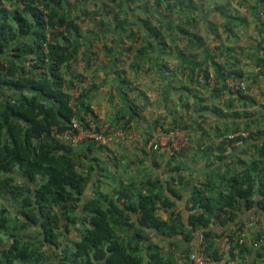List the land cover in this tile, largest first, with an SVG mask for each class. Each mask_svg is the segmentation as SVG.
<instances>
[{
	"label": "trees",
	"instance_id": "trees-1",
	"mask_svg": "<svg viewBox=\"0 0 264 264\" xmlns=\"http://www.w3.org/2000/svg\"><path fill=\"white\" fill-rule=\"evenodd\" d=\"M60 2L0 0V198L5 201L0 204V264H194V239L199 234L204 255L209 257L203 264H264V242L253 244L263 234L261 230L253 233L251 241L231 242L225 252L220 253L217 247V238L231 230L230 226L237 224L233 229L241 228L240 213L254 208L259 216L264 214L261 161L239 159L245 169L232 170L233 161L226 153L228 144L254 139V134L263 135L264 129H251L248 110L241 112L244 120L240 123V114L224 112L210 99L228 107L234 98L244 104L253 98L247 91L231 90L225 79L231 96L222 101V87L218 81L212 82L209 73L196 79L189 76V84L207 90L208 96L183 85L187 93L180 98L181 109L194 111L196 117L206 121L211 120L209 113H214V122L221 119L226 124L225 130L215 127L220 141L215 145L217 152L210 166L215 169L217 180L210 177L191 181L179 173L165 179L157 176L138 182L120 180L111 192H106L97 179L101 175L97 168L103 169L99 159L76 150V146L56 135L70 126L75 105L78 106L77 100L75 105L71 102L70 90L75 84L66 77L69 50L74 54L82 42L93 36L80 35L76 18L61 8ZM161 3L155 0V7L151 8L146 3V12L150 15ZM164 3L168 8L186 4V21L192 26L197 22L195 16L188 15L199 9L194 0ZM141 22L146 25L148 37H141L144 44L138 47V53H145L154 44L168 46L160 28L163 20L158 19V25L146 19ZM188 41L194 45L204 43L196 33L189 34ZM88 55L86 65L90 64ZM119 57L115 55L114 61L122 63ZM229 74L245 76L237 69ZM83 107L97 118L93 108L85 104ZM129 109V121L142 117L143 107L138 103L131 101ZM162 118L161 115L155 120L154 127L161 125L168 130L181 126V122L186 128L191 127L183 114L176 116L178 122L172 126H167ZM229 120L233 125H229ZM239 130L248 131V135L228 137ZM204 132L202 128L200 136ZM254 145L263 159L264 142ZM187 147L172 150L169 164ZM208 147L203 151L209 160ZM91 148L88 146L90 151ZM181 167L176 164L172 171L178 172ZM178 200L185 204L187 214L177 210ZM160 206L168 212L167 218L158 214ZM27 229L33 232L24 233ZM151 233L171 246H186L183 259L165 253Z\"/></svg>",
	"mask_w": 264,
	"mask_h": 264
},
{
	"label": "crops",
	"instance_id": "crops-1",
	"mask_svg": "<svg viewBox=\"0 0 264 264\" xmlns=\"http://www.w3.org/2000/svg\"><path fill=\"white\" fill-rule=\"evenodd\" d=\"M230 2L234 3V7L232 6L233 11L229 12L232 14H225L223 6L221 9H217L218 6L216 5L214 11L222 18L220 23H222V26L224 25V29L225 26L227 29L229 28L228 26L232 24L234 31H236V28H239L242 20L245 22L250 16L249 23H252L250 29L251 37L247 39L248 41L245 39L242 40L240 33L237 35L238 31H236L234 35V40L236 42L235 46H232L231 43L227 41V37V40L223 42L224 45L214 42V38L212 43H208V40L210 41L211 36L216 32V25L210 17L201 14L206 23L205 29H207L210 35V38L207 36L206 45H203L205 47H201L196 51H189L188 48L185 47L186 44L184 49H182L183 46L178 43L168 44V46L154 44L153 47H151V51L153 52L151 57L153 60L150 59L152 61L149 62L144 61L145 66L142 68L144 73H150L151 76L147 78V75H144L141 79V76L135 75L139 67H136L133 71L134 75L132 78L135 80V83H139L141 79V87L134 85L132 88L133 82L130 85L132 80L129 79V77L120 76V72H118L120 69L116 67H120L119 64L121 63L119 62L117 64L114 61V57L112 59L110 58V61H104L102 66L98 67L96 65L95 70L92 69L93 65L90 63L86 70L88 71L91 69L93 72L86 78L88 81H84L85 78L81 77L79 82L76 80L77 76L70 79L71 84H78L79 90L81 91V96L77 100L78 114L81 115L85 111L83 107V104H85L93 108L97 115V119L105 118L110 120V134L113 137L110 144H104L98 147L97 145H92L91 142H83L75 147L76 150H82L89 156H96L99 159L103 169L97 168V171L101 174L97 179L101 181L102 190L111 192L120 180L125 181L126 179H133L138 182L146 177L155 178L161 176L165 179L171 176H177V174L180 173L186 178L191 179V181H201L202 178H209L215 175V169L210 166L212 158H214L213 154L217 152L215 145L220 141L218 137L215 136V127L217 126L219 129L225 130V121L217 119V122H214L213 119H216L214 113H209L211 120L208 119L206 121L205 119L196 117L194 111L182 110L180 98L187 93V91L182 89L183 85L188 84L189 86L195 87L193 84H189V76L196 79L204 72L209 73L210 76H213L215 80L219 82L223 91L221 93L222 97L224 94L231 96L224 84L230 69L241 71L250 83H254L255 85L259 81L264 83V58H262L264 57V16H262L264 14V0H230ZM198 11L202 13L200 8ZM184 13L185 11H183V14L178 15L193 29L186 26H178L175 21V23H171V26L175 24L177 27L174 29L178 34L177 40H187L188 37L186 36L192 33H196L200 36L201 34L198 32L197 27L199 28L203 20L200 23L196 18L197 22L192 26V24L186 21V14ZM194 13L195 12L188 15L190 17H196L197 14ZM238 14H242V19H240ZM254 15H259L256 21ZM179 17L177 20L180 19ZM245 25L242 29H245ZM182 28H185L187 31L183 32ZM229 32H226L227 36ZM233 33L234 32H232V34ZM215 34L217 37L219 36V33ZM244 42L248 44L244 45ZM258 43H261V45L258 46ZM86 47L87 49L84 53L85 57L88 55V51H90V44ZM116 49L121 50L119 46H117ZM230 56L233 57L235 61L231 60ZM138 65H141V62ZM112 66H115V69H113ZM66 69L69 73L68 66ZM79 70L80 73H83L82 68ZM94 71H96V73H94ZM82 76L84 75L82 74ZM98 79H100V81ZM137 87L138 89H136ZM195 88H197V91L202 92L199 86ZM250 89H254V87L252 86ZM104 93H106V95ZM203 94L208 96L207 90L203 91ZM248 95L252 97L254 95L253 91H249ZM222 97H220L221 100ZM191 100L193 102V98H191ZM131 101L141 105L143 107V112L142 117H136L129 121V106ZM125 114L126 116L124 118L123 116L121 117V115ZM179 114L184 115L185 120L191 123V127H193L194 131L190 133L192 140L186 148L185 153L181 156L177 155L169 164V158L171 157L168 154L171 151L164 148L153 151L148 148V142L154 131V122L157 118L162 115L163 122L167 126H172L175 122H178L176 116ZM250 119H252L251 116ZM181 123L183 124V122ZM202 128H204L205 132L200 136ZM260 129H264V127ZM193 139L195 141H193ZM256 142L263 143L264 134H254V139L246 138L228 144L229 149H227L226 153L229 154V159L233 161L231 165L232 170L233 168L238 171L245 169V164L240 163L239 159H245L247 162H253L255 159L262 161L260 160L259 154H255L256 146L254 143ZM88 146H92L91 151L88 149ZM207 147L210 148L212 153H210L209 160L207 154L203 151ZM179 163L182 166L181 170L173 172L172 168ZM216 166L221 165L218 164ZM213 170L215 172H213ZM180 201L181 200H178L176 203L177 210L187 214L185 204ZM254 210V208H250L244 211V213H240L238 219L239 223L245 222ZM158 214L163 218L168 217V212L163 206H160L158 209ZM236 226L233 225L230 227L235 228ZM259 230L264 234V229L257 227L252 230V235H250V237L254 235V232ZM250 237L249 241H251Z\"/></svg>",
	"mask_w": 264,
	"mask_h": 264
},
{
	"label": "rangeland",
	"instance_id": "rangeland-1",
	"mask_svg": "<svg viewBox=\"0 0 264 264\" xmlns=\"http://www.w3.org/2000/svg\"><path fill=\"white\" fill-rule=\"evenodd\" d=\"M162 3L156 7V9H153L154 12L149 15V13L146 12L145 9H148L147 6L145 5L148 3V5L151 7H155V0H61L60 6L61 8L70 11L72 17L76 18L77 23L80 26V35L81 36H87L88 34H93V36L88 39L86 42L90 44V54L89 62L93 65L92 69L95 70V66L97 65L102 66V63L104 61H110V58L112 59L115 55L120 56L119 58L122 59V63L119 64L120 70V76L122 75L123 77H129V79L132 80V88L133 86H140L141 87V79L143 78L144 75H147V78L151 76L150 73H144L142 70L145 62L152 61V54L153 52L151 51L150 48H147L145 53H138V47L142 46L144 44V39L141 38L143 36L148 37V31L146 30V25H144L141 20H147L148 23L150 24H156L158 25V19L163 20V23L161 25V30L166 34L165 38L167 39L168 44H180L181 46H185L188 48L189 51L193 50L196 51L197 49H200L201 47H205L203 45H206L207 41V36L210 38L209 33L207 32L206 28V23L203 20V16L201 14L207 15V17H210L212 21L215 22L216 28H215V33H219V36L214 33L211 36V40H208V43H212V41H215L216 43H219L221 45H224V41L227 40L226 37L228 38L227 41L231 43L232 46L236 45V42L234 40V35L235 32L238 31L237 35L240 33V37L242 40H247L250 35V29H251V24L249 23V18L250 16L245 20H242L240 23L239 28H236V31H234L233 25H229L226 29H224V25L222 26L221 20L222 18L218 16V13H216L215 6H219L220 8H224V13L228 14L229 12L233 11L232 6L234 7V3L230 2V0H194L196 5L199 6L200 10H202V13H200L198 10L195 11L194 14L196 15V18L201 21L203 20V23L200 24L198 29V32L201 34L200 36L203 38V45H194L193 43H190L187 40H177V33L171 26V23H175L178 26H186L191 29L186 22H184L181 17H179L178 14H183V10L185 9V12H187V5L184 4L182 8L180 7H167V4L164 3L166 0H161ZM186 2V1H185ZM146 6V7H145ZM214 8V9H213ZM237 8V5H236ZM230 9V10H229ZM144 10V11H143ZM232 14V13H229ZM235 14V13H234ZM240 19H242L241 15L238 14ZM79 16V17H76ZM232 16V15H230ZM244 16V15H243ZM259 15H254L255 21L257 20ZM264 16V14L262 15ZM180 18L177 20V18ZM264 19V18H263ZM175 21V22H174ZM237 21V20H236ZM246 24V25H245ZM245 25V29L242 27ZM116 26V27H115ZM118 27H121L118 29ZM177 28V27H176ZM233 28V31H232ZM240 31H239V30ZM227 30V31H225ZM121 31V32H120ZM230 31V32H229ZM184 32V31H183ZM228 36H227V33ZM232 32H234L232 34ZM130 33V34H129ZM128 34L130 36H128ZM170 36H169V35ZM174 35V36H173ZM221 35V36H220ZM119 37L122 38L121 41H119ZM188 37V36H186ZM193 37V36H192ZM84 38V37H83ZM86 38V37H85ZM214 38V39H213ZM194 39V38H193ZM205 39V40H204ZM217 39V40H216ZM248 41V40H247ZM85 42V41H84ZM82 42V44L79 46L77 52L73 54L72 49H70V56L67 61L68 70L67 71V79L70 81L71 78L76 77V80L80 82V78H85L84 81H88L86 78L90 76V73L93 72L90 70H86L90 64L86 66V57L84 55L87 45ZM248 43L244 42V45ZM243 45V44H242ZM258 46L261 45V43L257 44ZM117 46L121 48V50L116 49ZM112 48L111 51L109 49ZM169 49V48H168ZM118 50V51H117ZM150 51V52H149ZM117 52V53H116ZM73 58V59H71ZM264 58V57H262ZM152 59V60H150ZM230 59L235 61L233 57L230 56ZM141 65H138L140 64ZM117 63V61H116ZM118 64V63H117ZM138 65V66H137ZM82 66V67H81ZM84 67V68H83ZM113 69H115V66H112ZM136 67H139V69L136 70V76H141L139 83H135V80H133L132 76L134 75L133 71ZM83 69V73H80L79 69ZM142 70V71H141ZM233 70V69H230ZM116 72V71H114ZM117 72V73H118ZM230 72V71H229ZM96 73V71H94ZM82 74L84 76H82ZM246 77V76H245ZM247 79V77H246ZM100 81V79H98ZM73 82V81H72ZM216 82V80H215ZM85 83V82H84ZM247 84H249V87L246 89L247 94L249 91H253V100H249L247 104H244L241 100H238L236 98L231 100V106H224L221 102H219L217 99L211 100V102H215L218 106H221L222 109H224V112H230V113H237L240 114V123H242L243 119L241 117V112H243L244 109L248 110V115L252 117V129H258L264 127V83L262 81H259L256 85L254 83L248 82L247 79ZM254 87V89H250L251 87ZM138 87L136 89H138ZM203 91V89H201ZM12 92V91H11ZM80 93L79 96L77 97V100L80 98ZM102 93V92H101ZM0 92V96H1ZM106 95V93H104ZM203 94V93H202ZM204 95V94H203ZM229 96L224 94L222 97V100H227ZM210 102V103H211ZM212 104V103H211ZM214 105V104H212ZM186 113V112H185ZM100 115V114H99ZM101 116V115H100ZM102 117V116H101ZM186 117V115H185ZM100 121L103 122H109V119H99ZM229 125H233V121L229 120ZM191 125V123H190ZM183 128H185L189 133L193 132L194 129L193 127L186 128L183 124H181ZM107 133L109 134L110 131L108 129ZM191 136V134H190ZM196 139V138H195ZM192 140V138H191ZM193 141H195L193 139ZM110 142V141H109ZM80 145V144H79ZM79 145H76L79 146ZM258 150H255V154L257 155ZM258 157V156H257ZM256 157V158H257ZM261 163L264 166V158L261 159ZM234 167V165H233ZM224 168V167H223ZM234 169V168H233ZM264 172V171H263ZM212 179H216L215 176H212ZM210 178V177H209ZM209 178L205 177L202 178V180L206 181ZM217 180V179H216ZM2 202H5L0 198V204ZM237 225V224H234ZM263 228L264 229V214L259 216V219L254 223L253 229L255 228ZM233 229V228H232ZM33 229H27L24 231L26 234H31ZM252 235V234H251ZM202 235H196V238L194 239V247L195 251L194 254L199 253V249L201 248V238ZM151 238H153L154 241L158 242L159 245H161L162 250L165 253H170L173 255L175 258L183 259V251L186 246L184 245H173L171 246L168 241L161 240L158 238H155L153 234L151 233ZM252 240V236L250 237ZM193 242V243H194ZM199 255V254H197ZM182 262V261H180ZM218 264H223L222 262H219ZM229 264H233V262H230Z\"/></svg>",
	"mask_w": 264,
	"mask_h": 264
},
{
	"label": "built area",
	"instance_id": "built-area-1",
	"mask_svg": "<svg viewBox=\"0 0 264 264\" xmlns=\"http://www.w3.org/2000/svg\"><path fill=\"white\" fill-rule=\"evenodd\" d=\"M212 82L215 81L213 76H210ZM227 85L231 90L246 91L247 79L245 76L227 75ZM76 84V83H75ZM72 94L71 102L75 105L77 97L79 96V85L70 90ZM77 104L75 105V114L71 119L70 126L62 132H57L56 135L64 140L66 143L76 146L83 142H101L102 144H110L113 137L107 133L108 129L111 131V125L109 122H103L97 119L91 112H83L78 114ZM240 135L246 137L248 131L239 130L232 132L228 137H234ZM110 141V142H109ZM191 143V136L187 130L181 126H176L171 129H164L161 125H157L154 128L150 141L148 142V148L151 150L167 149L169 151L179 150L182 147H187ZM259 219V215L255 212L249 216V218L243 222L239 230H226L217 238V247L219 252H224L231 242L242 243L249 240L251 232L253 230L254 223ZM264 242V234H262L259 240L255 241L254 246H259ZM204 246L201 245L199 249V255L193 254L192 260L194 264H203L204 261L209 260V257L204 255Z\"/></svg>",
	"mask_w": 264,
	"mask_h": 264
}]
</instances>
